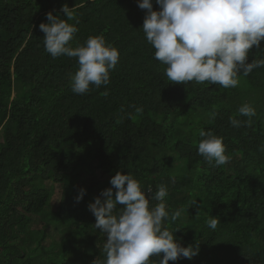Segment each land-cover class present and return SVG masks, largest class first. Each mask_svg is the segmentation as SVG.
Instances as JSON below:
<instances>
[{"label": "trees", "instance_id": "1", "mask_svg": "<svg viewBox=\"0 0 264 264\" xmlns=\"http://www.w3.org/2000/svg\"><path fill=\"white\" fill-rule=\"evenodd\" d=\"M65 4L77 6L73 47L103 35L120 53L110 83L85 95L71 89L77 59L53 58L39 29L49 12L66 19ZM146 13L138 0H0V264L103 261L107 237L89 205L117 172L137 179L153 207L165 186L170 216L181 215L163 226L184 247L199 244L191 260L168 264H264V68L236 88L172 84L146 41ZM262 57L264 41L247 62ZM245 103L256 109L252 126H231L229 117L248 119L238 112ZM190 110L197 133L177 127ZM201 129L223 138L229 163L198 154ZM209 216L220 220L215 230Z\"/></svg>", "mask_w": 264, "mask_h": 264}, {"label": "clouds", "instance_id": "2", "mask_svg": "<svg viewBox=\"0 0 264 264\" xmlns=\"http://www.w3.org/2000/svg\"><path fill=\"white\" fill-rule=\"evenodd\" d=\"M156 3L159 11L153 10L152 0H138V7L147 10L142 29L155 50L154 59L166 66L164 72L172 84L194 81L236 88L241 75L249 76L254 69L264 68V57L247 62L253 46L259 48L264 41V0H156ZM76 7L62 6L66 19L47 13L48 22L41 23L39 29L44 33L45 51L53 58L66 55L77 59L78 70L70 74L71 89L75 94L85 95L93 86L99 89L110 83V72L116 68L120 53L103 35L89 36L84 44L72 46L79 23ZM238 112L248 119L229 117L231 126L251 127L256 109L245 103ZM216 115L212 112L210 119L214 120ZM199 135L202 139L198 154L205 161L215 162L216 166L230 162L222 137L203 129ZM261 150L264 151V145ZM110 184L112 187L103 190L89 205L96 217L94 226L107 237L103 245L105 259L94 264H152L151 257H159L158 264H168L170 260H191L198 255V243L184 247L174 238V232L163 226L169 218L175 221L181 215L176 211L170 216L164 203L168 195L165 186L159 185L151 196L158 202L153 207L140 182L131 174L117 172ZM85 193V189L80 190L77 202ZM118 205L124 207L117 210ZM219 223L218 217L209 216L206 221L212 230Z\"/></svg>", "mask_w": 264, "mask_h": 264}, {"label": "rangeland", "instance_id": "3", "mask_svg": "<svg viewBox=\"0 0 264 264\" xmlns=\"http://www.w3.org/2000/svg\"><path fill=\"white\" fill-rule=\"evenodd\" d=\"M197 112H199V111L190 110V111L186 112L183 116L180 117V120L177 122V127L182 126V125H187L189 130H191V131L195 130V133H197L199 130V127H200V119L197 118V116H196ZM92 181H93V179H92ZM95 183H97V181ZM57 200L58 199L56 197H54L52 199V203L54 206H56Z\"/></svg>", "mask_w": 264, "mask_h": 264}, {"label": "bare ground", "instance_id": "4", "mask_svg": "<svg viewBox=\"0 0 264 264\" xmlns=\"http://www.w3.org/2000/svg\"><path fill=\"white\" fill-rule=\"evenodd\" d=\"M170 263V262H169ZM188 263V262H187Z\"/></svg>", "mask_w": 264, "mask_h": 264}]
</instances>
